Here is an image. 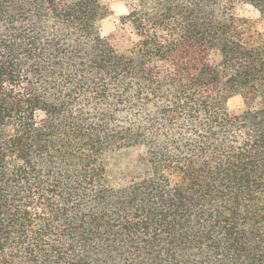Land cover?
<instances>
[{
    "label": "trees",
    "instance_id": "1",
    "mask_svg": "<svg viewBox=\"0 0 264 264\" xmlns=\"http://www.w3.org/2000/svg\"><path fill=\"white\" fill-rule=\"evenodd\" d=\"M116 261L264 264V0H0V264Z\"/></svg>",
    "mask_w": 264,
    "mask_h": 264
},
{
    "label": "rangeland",
    "instance_id": "2",
    "mask_svg": "<svg viewBox=\"0 0 264 264\" xmlns=\"http://www.w3.org/2000/svg\"><path fill=\"white\" fill-rule=\"evenodd\" d=\"M89 208H88V213H96V212H98V213H100V211L99 210H97L96 208H93V207H91V206H88ZM109 209H112L110 206H107L106 208H105V210H106V212H110V211H112V210H109ZM127 253V252H126ZM128 254V253H127ZM133 257L132 256H128V255H126L125 254V259H132ZM115 264H124V262L122 261H116L115 262Z\"/></svg>",
    "mask_w": 264,
    "mask_h": 264
}]
</instances>
